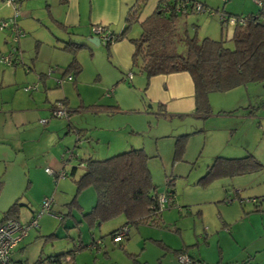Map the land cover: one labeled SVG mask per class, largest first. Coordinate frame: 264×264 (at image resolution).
Masks as SVG:
<instances>
[{
	"label": "rangeland",
	"instance_id": "374dc122",
	"mask_svg": "<svg viewBox=\"0 0 264 264\" xmlns=\"http://www.w3.org/2000/svg\"><path fill=\"white\" fill-rule=\"evenodd\" d=\"M193 1L205 3L206 11H188L182 31L189 37L215 40L221 37L222 8L228 15L246 16L256 14L260 9L257 2H264ZM19 9L22 16L23 8ZM12 15L13 9L0 0V21ZM26 27L19 28L17 41L11 28L0 29V218L18 199L23 205L18 216L21 223L38 215L37 227L27 234L58 228L61 245H68L69 250L74 244L86 246L76 249L74 257L63 264H134L129 253L145 264H178L174 253H167L161 242L172 250L185 249L199 264H264V169L197 184L216 157L252 155L264 166V83L211 93L210 113L205 118H164L148 107L143 88L123 80L125 72L102 44L77 51L81 72L75 85L64 79L57 86V80L68 76L61 74L72 61L71 54L61 50V43L39 13ZM231 32L228 28L224 39L229 40ZM139 34V24L134 23L128 36ZM226 46L232 48L231 42ZM13 49L14 61L6 65L1 59ZM178 51H183L182 44ZM58 90L68 101V120L52 117V107L61 103L53 100ZM108 105H115V110ZM181 135H188L187 141L181 158L174 161L175 139ZM139 148L148 156L158 194L167 190L166 181H172L175 195L173 205L162 209L160 227L126 228L128 239L122 237L118 242L125 245L127 255L108 237L123 225L122 215L90 228L84 215L67 204L77 200L83 213L95 204L94 189L78 192L74 183L85 171L83 160H103ZM46 168L67 175L55 179ZM45 198L52 199L48 213L40 211ZM70 211L75 219L65 216ZM67 219L78 221L77 225L64 229L60 225ZM109 257L118 263H108Z\"/></svg>",
	"mask_w": 264,
	"mask_h": 264
},
{
	"label": "trees",
	"instance_id": "16d2710c",
	"mask_svg": "<svg viewBox=\"0 0 264 264\" xmlns=\"http://www.w3.org/2000/svg\"><path fill=\"white\" fill-rule=\"evenodd\" d=\"M16 1L18 4V0ZM60 2L66 4L67 0ZM147 2L148 0H135L126 13L123 31L120 34L110 31L111 41L103 44L108 53L110 45L114 42L127 39L132 44L131 72H129L132 77L136 74L143 75L148 82L154 76L186 72L194 86V115L199 118H205L210 113L208 97L211 93L228 92L250 83H264V2H261L256 14L246 16L228 15L222 8L219 16L221 37L218 40L189 37L182 31V19L186 17L188 11L200 13L205 10L204 4L190 0H158L153 12L139 21ZM196 4L201 6V11L194 8ZM217 12L216 9L215 13ZM230 17L237 19L247 17L248 20L243 24L236 21L229 27L225 19ZM134 23L139 24L140 34L138 37L130 38L128 32ZM228 28L232 29L229 40L223 37ZM227 42H231L232 48L226 46ZM180 44L183 45L182 52L178 51ZM84 48L86 45L70 41L64 44L62 50L71 54L72 61L63 72V77L70 75L69 71H72L71 76L74 80L81 72L75 54ZM70 126L68 121L67 127ZM78 136H80L79 132ZM187 137L188 135H181L175 139L174 161L181 158ZM83 162H85V171L74 182L77 191L93 188L96 195L95 204L83 215L92 225L122 215L125 219L123 225L108 234L118 248L124 250L122 243L118 242L120 239L117 238V233L121 230H126L122 237L127 239L126 228L129 226L160 227L162 221L160 215L165 206L161 207L158 204L157 187L152 183L147 165L148 156L142 148L131 149L103 160L89 157ZM262 169L264 166L252 155L240 158L216 157L206 168L204 175L198 179L197 184L206 185L219 178L246 175ZM74 171L75 168L71 170V174ZM63 173L65 177L67 174ZM166 189L165 192L172 196V200L167 203L171 206L175 195L172 181H166ZM67 205L81 212L76 200ZM19 207L17 201L13 202L3 213L0 224L10 219L18 220ZM83 247L86 246L75 245L71 251L40 259L35 264H63L76 249ZM180 253H186V250L180 249L175 252L176 262ZM129 256L134 264H140L135 258L137 255L129 254ZM188 257L192 264H199L198 259L189 255Z\"/></svg>",
	"mask_w": 264,
	"mask_h": 264
},
{
	"label": "crops",
	"instance_id": "0c3cea01",
	"mask_svg": "<svg viewBox=\"0 0 264 264\" xmlns=\"http://www.w3.org/2000/svg\"><path fill=\"white\" fill-rule=\"evenodd\" d=\"M23 1L26 4H22ZM190 1L196 2L193 0ZM132 2L134 3L135 1L133 0H67L66 4H62L60 0H18V5L19 7L23 8V11L21 16L19 9V14L17 16L18 18L16 17L15 22L17 27L21 28L22 31L26 30L27 28L26 25L28 21H31L32 18L37 17L39 13V16L42 18V21L46 24V27L50 29L55 40L61 43L62 47L66 42L70 41V42L86 45V48L87 47L90 48V45H92V43H90L89 39L95 37L92 34L93 26L95 25L105 26L106 28L111 30L114 34H120L123 31L124 19L129 7L133 4ZM157 2L158 0H150V1L148 0L146 5L148 4L149 6L144 14L143 12L141 13L139 21L144 20L147 16H149L153 12ZM200 4H204L206 6L205 3H200ZM30 5H35L36 8H31ZM99 44L101 45L102 43L99 42ZM109 49H110L109 50L110 59L116 62L117 66L121 69V71L125 72L123 80H126V82L128 81L130 83L134 81L135 84L139 86L140 90L141 88H143L142 92L145 101L147 102L146 104L150 109L156 110L158 115L164 118L168 117L181 121L189 118H197L194 115V108H195L194 86L190 76L186 72L154 76L150 78L148 82L146 81L145 77L134 78L135 75H133L131 80H127L126 75L129 72H131L130 71L131 56L133 53L132 44L127 39H123L121 41L112 43ZM69 58L70 57H67L66 59L69 60ZM78 75H76V77ZM61 76L63 77V73L61 74ZM62 79L64 80V78ZM73 81H76V78L71 82ZM44 82L45 81L43 79V83ZM63 82L65 81H62L57 86L61 87V84ZM73 84L75 85L74 82ZM111 95L112 93L109 94V96ZM63 96H64V92L63 91L60 92V90H58L57 93L53 96L54 98L53 100H58L63 104L66 103L65 106L67 107L68 101ZM116 106L118 107V105ZM106 107H112V109L115 110L114 109L115 105H108ZM15 201L18 202L20 207L23 206L22 204L19 203L18 199H16ZM20 207L17 213L18 216L20 212ZM72 212L73 211H70L65 216H70L71 219L72 218L75 219ZM81 213L83 214L82 207H81ZM33 217L34 216L32 215L31 218H29L26 222L23 223L29 222ZM1 218H0V222H1ZM74 221L75 222H73L70 219H67V222H65L64 224L62 222L60 226H63L64 229L67 230L68 228L72 226L75 227L77 225L76 223L78 221L76 220ZM87 222L90 228H94L95 226L99 227L101 225V224L92 225L89 221ZM59 232H60L59 229L56 228L53 229L52 231L49 230L45 231L43 229H40L39 231L31 232L32 234L31 233L27 234L14 248L11 254V258L18 263L25 262L26 264H35V262H37L40 259H46L49 256L71 251L72 249L69 250L68 245L63 246L59 242L60 239L63 237L59 234ZM47 236H51V237L48 238ZM65 236H68V234ZM94 237L95 235H92V240L94 239ZM77 242L79 243L82 242L81 233L79 234V238ZM95 242L97 243V241ZM121 243L122 242H120V244ZM26 245L27 247H25ZM78 245L79 244H76V246ZM114 245L117 246L116 244ZM122 245L124 250L126 251L125 245L124 244ZM161 245L167 249L166 251L167 253H169L168 252L169 250L170 252H173L175 255V252L177 250H172L170 247L166 246L162 242ZM74 246L75 244L73 245V249ZM74 253L75 251L67 258V261L71 257L72 258L74 257L73 256ZM126 253L128 254L127 251ZM108 263H118V261L115 258L113 259L112 257L111 258L109 257ZM139 263L145 264L141 262Z\"/></svg>",
	"mask_w": 264,
	"mask_h": 264
},
{
	"label": "built area",
	"instance_id": "2783aa9c",
	"mask_svg": "<svg viewBox=\"0 0 264 264\" xmlns=\"http://www.w3.org/2000/svg\"><path fill=\"white\" fill-rule=\"evenodd\" d=\"M2 1L5 3L6 6H10L13 9V15L8 19L0 21V29L11 28L12 32L15 35L14 40L17 41L18 36L21 35V32L15 22L16 17L19 14V5L17 4L16 0H2ZM257 3L258 5H261L260 1H258ZM194 8L197 11H201V6L199 4H196ZM246 20H248L247 17L246 18L242 17L238 19L234 17H230L225 19V22L230 27L233 26L236 23V21L239 24H243ZM92 34L93 36L97 37L102 44H106L107 42L111 41V35L109 33L108 28H106L105 26L102 25L93 26ZM15 50L16 49H13L11 52H9L8 56L2 57L1 59L2 62L5 63L6 65H11L14 61ZM49 73H51V70L49 71ZM126 78L130 80L132 78V74L128 73ZM64 79H67L68 81H72V76L68 75ZM62 80H57V83L60 84ZM70 113L71 112H69L68 108L62 103H58L56 107H52V117L68 119ZM46 122L47 120H42V123H46ZM45 172L48 173L49 175H54L57 178L64 176L63 172L55 174V172H52L47 168L45 169ZM171 200H172V196L168 192H164L162 194L157 195V201L161 207H164ZM51 205H52V199L45 198L42 202L40 211L48 213L50 211ZM37 216L33 217L31 221L26 224H23L19 220H15V219H10L0 224V264H24V263L15 262L11 258V254L14 248L22 240V238L27 235V231L32 227L34 228L37 227L38 225ZM125 231L126 230L123 229L120 232H118L117 238L122 237ZM177 263L192 264V261L186 253H180L177 256Z\"/></svg>",
	"mask_w": 264,
	"mask_h": 264
},
{
	"label": "water",
	"instance_id": "95a60500",
	"mask_svg": "<svg viewBox=\"0 0 264 264\" xmlns=\"http://www.w3.org/2000/svg\"><path fill=\"white\" fill-rule=\"evenodd\" d=\"M90 43H92L93 45H99V39L97 37H93L91 39H89Z\"/></svg>",
	"mask_w": 264,
	"mask_h": 264
},
{
	"label": "clouds",
	"instance_id": "9594fccd",
	"mask_svg": "<svg viewBox=\"0 0 264 264\" xmlns=\"http://www.w3.org/2000/svg\"><path fill=\"white\" fill-rule=\"evenodd\" d=\"M100 42V41H99ZM71 76V75H70Z\"/></svg>",
	"mask_w": 264,
	"mask_h": 264
}]
</instances>
